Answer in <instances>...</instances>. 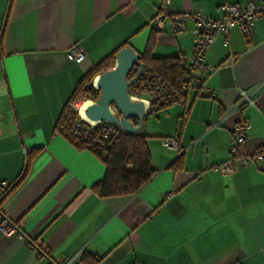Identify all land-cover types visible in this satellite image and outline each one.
<instances>
[{"label": "crops", "instance_id": "crops-1", "mask_svg": "<svg viewBox=\"0 0 264 264\" xmlns=\"http://www.w3.org/2000/svg\"><path fill=\"white\" fill-rule=\"evenodd\" d=\"M164 2L0 0V196L11 188L0 216L16 225L0 234V264H264V172L237 160L223 168L238 120L249 123L240 155L264 145V14L249 34L234 25L228 44L218 38L206 49L215 69L190 84L184 104L144 118L154 174L134 194L97 196L101 160L55 129L78 81L122 43L139 56L191 53L193 21L179 33L169 13L161 27L151 23ZM248 2L264 5L170 0L168 8L215 18L223 3ZM74 44L86 50L79 63L68 54ZM254 89V105L233 108L241 90ZM168 138L177 148L162 144Z\"/></svg>", "mask_w": 264, "mask_h": 264}, {"label": "built area", "instance_id": "built-area-1", "mask_svg": "<svg viewBox=\"0 0 264 264\" xmlns=\"http://www.w3.org/2000/svg\"><path fill=\"white\" fill-rule=\"evenodd\" d=\"M170 0H165L164 6L154 15L151 23L157 28L163 24L164 17L169 13L172 30L175 33L183 31L188 21L194 22L191 31L192 48L187 56L179 57V63L186 69V84L182 86L183 95L186 94L190 84L200 82L198 77L212 72L215 67L205 63V51L208 47L216 43L220 38L223 44H228L229 30L237 25L244 35L249 34L253 21L258 16L264 14V5L248 2L244 5L237 3H223L219 6L222 11L221 17H211L203 10L171 11L168 8ZM69 56L79 63L84 60L86 50L78 44H74L68 51ZM234 56H230L227 62L230 64ZM185 92V93H184ZM256 90L247 92L240 91V98L233 108H240L243 105H254V94ZM128 94L136 100L144 101L146 114H154L172 103L184 104V98H180L175 90L150 67L143 66L142 74L136 81L128 86ZM81 101L69 104L70 109L76 110ZM249 127L247 121L238 120L231 129L232 139L229 145V158L223 168L230 172L233 170V160H237L240 167L254 164L264 172V145L258 147L252 154L243 156L238 153L240 144L246 138V130ZM124 132L121 127L106 121L86 122L79 117L76 121L72 138L74 142H90L95 146L103 145L104 141L114 134ZM162 144L167 148H177L176 138L163 139ZM16 229V225L0 216V234L8 236ZM60 264H81L77 257H72ZM235 264H241L239 262Z\"/></svg>", "mask_w": 264, "mask_h": 264}, {"label": "trees", "instance_id": "trees-1", "mask_svg": "<svg viewBox=\"0 0 264 264\" xmlns=\"http://www.w3.org/2000/svg\"><path fill=\"white\" fill-rule=\"evenodd\" d=\"M124 45H126L125 42L117 50ZM114 56V53H111V55L103 58L93 65L78 81L55 124V129L76 147L90 149L101 160L104 166V175L101 180L91 187L92 191L99 197L132 195L154 174V170L150 165V155L146 143L148 137L144 134L142 128L135 133L121 132L114 134L107 138L103 145L100 144L99 146H95L90 142H74L72 138L75 123L79 118H76L77 113L70 109L69 104L84 101V99L97 100L99 90L93 88L91 82L96 74L113 67ZM139 59L143 66H148L159 74L183 99L182 86L186 84L187 71L179 63L178 56L155 57L149 51V48H146ZM134 74L135 71H132L130 77ZM133 121L135 123V120ZM34 154L35 150L27 153L21 175L17 180H20L26 174ZM10 190L11 188L1 194L0 203Z\"/></svg>", "mask_w": 264, "mask_h": 264}, {"label": "water", "instance_id": "water-1", "mask_svg": "<svg viewBox=\"0 0 264 264\" xmlns=\"http://www.w3.org/2000/svg\"><path fill=\"white\" fill-rule=\"evenodd\" d=\"M142 70L143 63L129 44L119 48L113 67L93 78L91 86L99 90V95L96 101L85 106L84 116L92 122L112 123L126 133L140 131L147 116L146 105L128 94V86L138 79ZM132 71L135 74L130 77Z\"/></svg>", "mask_w": 264, "mask_h": 264}, {"label": "bare ground", "instance_id": "bare-ground-1", "mask_svg": "<svg viewBox=\"0 0 264 264\" xmlns=\"http://www.w3.org/2000/svg\"><path fill=\"white\" fill-rule=\"evenodd\" d=\"M89 100H84V101H81L80 103H79V105H78V107H77V113H78V116L82 119V120H84V121H86V122H90L85 116H84V108H85V106L87 105V104H89ZM92 122V121H91Z\"/></svg>", "mask_w": 264, "mask_h": 264}, {"label": "rangeland", "instance_id": "rangeland-1", "mask_svg": "<svg viewBox=\"0 0 264 264\" xmlns=\"http://www.w3.org/2000/svg\"><path fill=\"white\" fill-rule=\"evenodd\" d=\"M85 100V99H84ZM89 100V99H88ZM82 101V100H81ZM89 101H92V100H89ZM74 111L77 113V111L74 109ZM76 118H79L78 116V113H77V117Z\"/></svg>", "mask_w": 264, "mask_h": 264}]
</instances>
